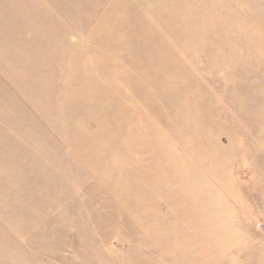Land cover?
I'll list each match as a JSON object with an SVG mask.
<instances>
[{
  "label": "rangeland",
  "instance_id": "1",
  "mask_svg": "<svg viewBox=\"0 0 264 264\" xmlns=\"http://www.w3.org/2000/svg\"><path fill=\"white\" fill-rule=\"evenodd\" d=\"M0 264H264V0H0Z\"/></svg>",
  "mask_w": 264,
  "mask_h": 264
}]
</instances>
